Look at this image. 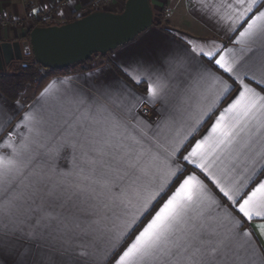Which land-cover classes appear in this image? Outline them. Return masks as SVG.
<instances>
[{
  "label": "snow or ice",
  "instance_id": "6c2138e0",
  "mask_svg": "<svg viewBox=\"0 0 264 264\" xmlns=\"http://www.w3.org/2000/svg\"><path fill=\"white\" fill-rule=\"evenodd\" d=\"M193 8L227 43L177 33L124 63L134 88L65 90L51 111V85L28 108L0 96V264H264V0Z\"/></svg>",
  "mask_w": 264,
  "mask_h": 264
},
{
  "label": "crops",
  "instance_id": "0c3cea01",
  "mask_svg": "<svg viewBox=\"0 0 264 264\" xmlns=\"http://www.w3.org/2000/svg\"><path fill=\"white\" fill-rule=\"evenodd\" d=\"M62 0H0V14H6L8 21L0 23V42L15 41L26 39L30 31L35 27L33 17L40 12L47 11L56 7ZM97 0H69L66 5L57 10L53 23L70 21L83 16L82 11L89 7ZM127 0H110V7L105 11L120 12L123 10ZM180 2V1H179ZM181 16L178 20L175 17V11L171 9L170 0H152L153 7L162 8L164 4L168 5L167 14L163 25L152 26L138 35L131 42L122 45L107 56H95L93 60L86 65H82L74 73L69 75H56L46 86L34 95L32 98L25 100L20 97L18 101H10L1 92L0 96L4 97L10 103H24L28 108L40 96V93L49 85L50 92L41 100L44 110H55L62 102V93L65 90H80L90 95H96V89L104 83L117 84L123 87L128 85L134 88L135 85L131 80L120 75L116 69L121 71L125 62L148 63L154 62L161 54L162 46L169 42L177 33L183 34L181 39L187 40L195 38L194 42L204 40L215 41L217 44L227 43L226 37L217 29L212 20L201 15L199 11L193 8L196 0H181ZM231 46V45H229ZM81 64V63H80ZM122 72V71H121ZM123 73V72H122ZM136 75L137 73H133ZM139 75H143L141 71ZM138 92H142L139 88ZM223 97L215 98L202 109L203 115L185 129L187 139L192 140L194 145L195 139H201L209 135L211 125L215 123L220 112L223 111L230 102ZM219 105L217 107L216 105ZM39 107V106H38ZM214 114V115H213ZM146 117L150 120L157 118L155 111L146 112ZM209 116L212 118L209 119ZM190 150V149H189ZM182 165L186 162H181ZM194 168L193 165H187ZM255 171L258 176L264 178V163H257ZM199 174V170H196Z\"/></svg>",
  "mask_w": 264,
  "mask_h": 264
},
{
  "label": "water",
  "instance_id": "95a60500",
  "mask_svg": "<svg viewBox=\"0 0 264 264\" xmlns=\"http://www.w3.org/2000/svg\"><path fill=\"white\" fill-rule=\"evenodd\" d=\"M154 25L152 0H127L120 12L97 10L70 21L35 26L26 39L0 42V71L33 57L62 70L107 55Z\"/></svg>",
  "mask_w": 264,
  "mask_h": 264
},
{
  "label": "trees",
  "instance_id": "16d2710c",
  "mask_svg": "<svg viewBox=\"0 0 264 264\" xmlns=\"http://www.w3.org/2000/svg\"><path fill=\"white\" fill-rule=\"evenodd\" d=\"M50 22L35 21V26L46 25ZM163 25L162 18L158 17L154 11V25ZM97 56V55H95ZM93 56V57H95ZM107 56V55H102ZM93 57L87 62L74 65L62 70L45 69L40 64L36 63L33 57L27 58L25 62H17L8 66L4 71H0V92L10 101H18L21 95L32 87L36 89V94L40 92L46 84L56 75H69L70 71L82 65H86L93 60ZM19 63H22L18 65ZM17 66V67H15ZM15 67V70L11 69ZM118 73L127 78L119 69ZM143 91V87L139 88Z\"/></svg>",
  "mask_w": 264,
  "mask_h": 264
},
{
  "label": "rangeland",
  "instance_id": "374dc122",
  "mask_svg": "<svg viewBox=\"0 0 264 264\" xmlns=\"http://www.w3.org/2000/svg\"><path fill=\"white\" fill-rule=\"evenodd\" d=\"M180 3H182L181 0H170L171 9H173V11H175V17L177 20H178V17L181 16L180 9H181L182 4H180ZM93 4L94 3H92V5ZM110 4L113 5L114 2L110 3V0H106L105 3H103L101 5L102 7H99V8L101 10H106L110 7ZM92 5H89V6H92ZM167 10H168V5H166V3L164 4V6L162 8H160L158 6L154 8L155 14L158 17L162 18V22H166L165 21V15L167 14ZM82 14H84V11H82ZM97 56H99V55H97ZM20 64H22V63H19L18 65H20ZM15 67H17V66H15ZM15 67H13L11 70L14 71ZM78 68H81V66ZM78 68L73 69L72 71H70L69 74L74 73ZM34 95H36V89L32 88V87H28V89L21 95V97H23V99H25V100H28V99L32 98Z\"/></svg>",
  "mask_w": 264,
  "mask_h": 264
},
{
  "label": "built area",
  "instance_id": "2783aa9c",
  "mask_svg": "<svg viewBox=\"0 0 264 264\" xmlns=\"http://www.w3.org/2000/svg\"><path fill=\"white\" fill-rule=\"evenodd\" d=\"M69 0H62L60 4L56 5L53 9L40 12L39 14L35 15L33 17V21L38 22H50L52 23L54 20V16L58 9H60L62 6L66 5ZM106 0H97L94 2L92 6L86 7L83 11L84 14L87 15L93 11L101 10L99 7H102L101 5L105 3ZM83 14V16H84ZM8 16L6 14H0V23L9 22Z\"/></svg>",
  "mask_w": 264,
  "mask_h": 264
},
{
  "label": "flooded vegetation",
  "instance_id": "af4514ba",
  "mask_svg": "<svg viewBox=\"0 0 264 264\" xmlns=\"http://www.w3.org/2000/svg\"><path fill=\"white\" fill-rule=\"evenodd\" d=\"M53 23V22H52Z\"/></svg>",
  "mask_w": 264,
  "mask_h": 264
}]
</instances>
